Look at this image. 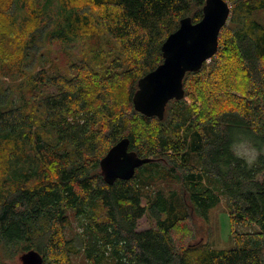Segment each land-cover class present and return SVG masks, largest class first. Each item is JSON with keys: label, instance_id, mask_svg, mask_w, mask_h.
<instances>
[{"label": "trees", "instance_id": "1", "mask_svg": "<svg viewBox=\"0 0 264 264\" xmlns=\"http://www.w3.org/2000/svg\"><path fill=\"white\" fill-rule=\"evenodd\" d=\"M225 1L217 53L159 121L134 111L137 81L205 0H0V264L28 250L43 264H264V0ZM122 138L152 161L107 185L99 161ZM212 186L232 224L259 228L231 249L194 242ZM144 216L154 226L138 230Z\"/></svg>", "mask_w": 264, "mask_h": 264}, {"label": "water", "instance_id": "2", "mask_svg": "<svg viewBox=\"0 0 264 264\" xmlns=\"http://www.w3.org/2000/svg\"><path fill=\"white\" fill-rule=\"evenodd\" d=\"M230 5L225 0H205L202 17L193 22L190 17L179 21L178 28L161 45L162 62L139 78L132 97L135 112L146 118H164L166 105L184 98L183 79L186 73L199 71L217 53L219 34L230 17ZM129 139L118 140L99 161L102 179L107 185L116 180H131L138 168L152 161L129 150ZM20 264H43L36 250L19 255Z\"/></svg>", "mask_w": 264, "mask_h": 264}, {"label": "rangeland", "instance_id": "3", "mask_svg": "<svg viewBox=\"0 0 264 264\" xmlns=\"http://www.w3.org/2000/svg\"><path fill=\"white\" fill-rule=\"evenodd\" d=\"M255 18L259 21L264 22L263 17L255 15ZM100 29L101 31H104V29L99 26V33L101 34ZM102 39H104V37ZM86 48H87L86 45L74 44L73 48L70 49L64 46L63 50L65 49L66 52L72 53L75 57H79L81 55V52L84 51ZM47 49H50L53 55L58 54L57 57L59 59H62L59 57L60 55H62V53H59L61 51L60 46L53 45V47H47ZM238 151L241 155L247 157L248 159L253 158L256 154V151L252 149L249 146V144L245 142L241 143L238 146ZM158 188L164 192H167L169 190H178L179 186L174 185L172 182L161 181ZM212 188L220 196V202L217 206L211 209L209 213V219L207 222H203L199 218H194L193 223L196 230L194 242H198V241H202L204 243L207 242L210 244L212 248L217 250L231 249L235 246L234 232L239 234L256 232L259 230V228L256 225H252L245 222L232 224L229 218L225 197L220 195L219 191L214 186H212ZM152 192L153 191L150 190L149 194H151ZM143 201L145 202L146 199H144ZM68 213L70 214L72 213V211H68ZM153 226H154L153 221L147 218L146 216H144L139 220L138 230H144ZM76 231H80V229L77 228L76 223L74 222V220H72V230L67 231V236L73 235V233ZM81 259L82 258L80 257H75L73 259V262L75 264H81L82 263ZM9 264H20L19 255L16 256Z\"/></svg>", "mask_w": 264, "mask_h": 264}]
</instances>
